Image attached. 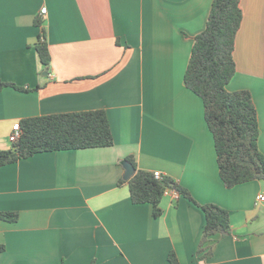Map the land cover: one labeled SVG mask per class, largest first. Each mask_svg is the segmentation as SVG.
Instances as JSON below:
<instances>
[{"label": "crops", "instance_id": "1", "mask_svg": "<svg viewBox=\"0 0 264 264\" xmlns=\"http://www.w3.org/2000/svg\"><path fill=\"white\" fill-rule=\"evenodd\" d=\"M212 3L0 0V79L29 88L0 90V150L12 148L22 119L61 112L105 109L114 136L109 147L40 152L0 167V264H170L171 251L179 264H264V180L226 187L204 101L185 83ZM241 7L227 89L251 91L264 153V0ZM43 27L48 68L36 51ZM127 156L199 203L226 208L231 234L201 247L205 212L173 189L159 216L151 203H134L119 184ZM6 211L18 220H4Z\"/></svg>", "mask_w": 264, "mask_h": 264}, {"label": "trees", "instance_id": "2", "mask_svg": "<svg viewBox=\"0 0 264 264\" xmlns=\"http://www.w3.org/2000/svg\"><path fill=\"white\" fill-rule=\"evenodd\" d=\"M243 19L241 0H213L206 28L195 36L189 64L185 73L186 86L204 101L206 122L214 136L220 176L228 188L255 179L264 180V153L259 148L260 124L258 109L248 89L229 91L227 85L236 73L234 50ZM41 26L42 20L37 19ZM38 58L45 68L52 56L43 27L36 44ZM13 82L0 79V90ZM21 136L12 148L0 150V167L31 157L40 152L109 147L114 145L111 123L105 109H90L38 115L20 121ZM130 162L135 173L127 183L134 203H151L153 213H162V198L168 189L184 195L202 207L206 216L201 247L214 235L231 234L230 213L215 203H199L191 192L170 176L156 177L154 172L139 169L133 156ZM4 220L15 222L19 214L6 211ZM200 247V252L203 248ZM4 247L0 246V251ZM211 254L207 252L204 258ZM170 264H179L175 251L169 253Z\"/></svg>", "mask_w": 264, "mask_h": 264}, {"label": "built area", "instance_id": "3", "mask_svg": "<svg viewBox=\"0 0 264 264\" xmlns=\"http://www.w3.org/2000/svg\"><path fill=\"white\" fill-rule=\"evenodd\" d=\"M41 11H42V13H46L47 12V8L43 7ZM20 136H21V126H20V123L18 122L16 124H14L13 131L10 134L9 139H10L11 142H15V141H17L20 138ZM154 173H155L156 177H158V178H162V176H163L161 174V172H159V171H155ZM168 190H170V189H168ZM257 199H258V201H264V194H259L257 196Z\"/></svg>", "mask_w": 264, "mask_h": 264}, {"label": "water", "instance_id": "4", "mask_svg": "<svg viewBox=\"0 0 264 264\" xmlns=\"http://www.w3.org/2000/svg\"><path fill=\"white\" fill-rule=\"evenodd\" d=\"M123 166L125 168V174H124V178L125 179H130L133 174L135 173V167L132 163L130 162H124Z\"/></svg>", "mask_w": 264, "mask_h": 264}]
</instances>
